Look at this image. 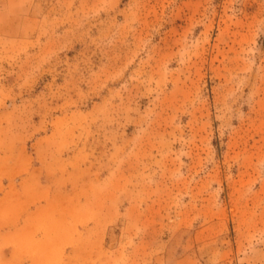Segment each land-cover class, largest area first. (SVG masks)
Listing matches in <instances>:
<instances>
[{
  "label": "rangeland",
  "instance_id": "374dc122",
  "mask_svg": "<svg viewBox=\"0 0 264 264\" xmlns=\"http://www.w3.org/2000/svg\"><path fill=\"white\" fill-rule=\"evenodd\" d=\"M18 208L57 264H264V0H0Z\"/></svg>",
  "mask_w": 264,
  "mask_h": 264
},
{
  "label": "crops",
  "instance_id": "0c3cea01",
  "mask_svg": "<svg viewBox=\"0 0 264 264\" xmlns=\"http://www.w3.org/2000/svg\"><path fill=\"white\" fill-rule=\"evenodd\" d=\"M40 217L24 215L19 208L17 215H0V253H3L0 264H57L41 253L40 237L50 233L36 226Z\"/></svg>",
  "mask_w": 264,
  "mask_h": 264
}]
</instances>
